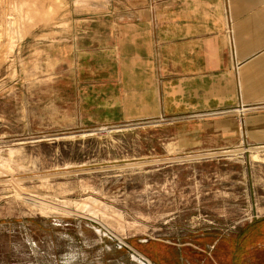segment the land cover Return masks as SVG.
I'll list each match as a JSON object with an SVG mask.
<instances>
[{"label": "rangeland", "instance_id": "rangeland-1", "mask_svg": "<svg viewBox=\"0 0 264 264\" xmlns=\"http://www.w3.org/2000/svg\"><path fill=\"white\" fill-rule=\"evenodd\" d=\"M75 1L0 0V264H264V103L222 148L123 116L117 2Z\"/></svg>", "mask_w": 264, "mask_h": 264}, {"label": "crops", "instance_id": "crops-1", "mask_svg": "<svg viewBox=\"0 0 264 264\" xmlns=\"http://www.w3.org/2000/svg\"><path fill=\"white\" fill-rule=\"evenodd\" d=\"M115 1V48L93 57L116 66L122 115L183 119L188 149L244 140L236 105L264 103V0Z\"/></svg>", "mask_w": 264, "mask_h": 264}, {"label": "bare ground", "instance_id": "bare-ground-1", "mask_svg": "<svg viewBox=\"0 0 264 264\" xmlns=\"http://www.w3.org/2000/svg\"><path fill=\"white\" fill-rule=\"evenodd\" d=\"M75 1V0H74ZM76 3H84V5L85 4H88L89 2L91 3V0H76L75 1ZM90 7V6H89ZM256 148H260V147H256ZM256 148H253V149H256ZM251 156H252V159L253 160H260L261 158H263L262 157V155H261V150H259V149H257L256 151H254V152H252L251 153ZM56 209V208H55ZM117 217H119V216H117ZM134 254H140V253H138L137 251H135L134 253H133V255ZM138 260H139V258L138 257H136ZM140 261V260H139Z\"/></svg>", "mask_w": 264, "mask_h": 264}, {"label": "trees", "instance_id": "trees-1", "mask_svg": "<svg viewBox=\"0 0 264 264\" xmlns=\"http://www.w3.org/2000/svg\"><path fill=\"white\" fill-rule=\"evenodd\" d=\"M159 243H156V242H152L151 243V246H152V250H150L149 254H151L154 258L158 259L159 258V252H161L160 250L163 249L166 251V248H167V244H163L162 247H159L158 245ZM161 248V249H159ZM159 249V250H158Z\"/></svg>", "mask_w": 264, "mask_h": 264}, {"label": "built area", "instance_id": "built-area-1", "mask_svg": "<svg viewBox=\"0 0 264 264\" xmlns=\"http://www.w3.org/2000/svg\"><path fill=\"white\" fill-rule=\"evenodd\" d=\"M245 103H243L242 101H240L238 103V107L236 108V110H238V112L243 113L247 108L245 107Z\"/></svg>", "mask_w": 264, "mask_h": 264}, {"label": "water", "instance_id": "water-1", "mask_svg": "<svg viewBox=\"0 0 264 264\" xmlns=\"http://www.w3.org/2000/svg\"><path fill=\"white\" fill-rule=\"evenodd\" d=\"M123 245H125V244H123ZM126 246V245H125ZM126 247H128V246H126Z\"/></svg>", "mask_w": 264, "mask_h": 264}]
</instances>
